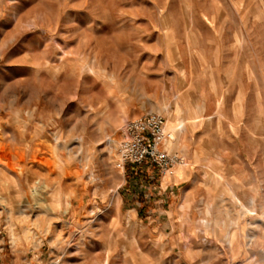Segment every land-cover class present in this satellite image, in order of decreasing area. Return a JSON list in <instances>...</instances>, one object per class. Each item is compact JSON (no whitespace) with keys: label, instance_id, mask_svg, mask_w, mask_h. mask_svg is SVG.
<instances>
[{"label":"rangeland","instance_id":"rangeland-1","mask_svg":"<svg viewBox=\"0 0 264 264\" xmlns=\"http://www.w3.org/2000/svg\"><path fill=\"white\" fill-rule=\"evenodd\" d=\"M0 264H264V0H0Z\"/></svg>","mask_w":264,"mask_h":264},{"label":"built area","instance_id":"built-area-1","mask_svg":"<svg viewBox=\"0 0 264 264\" xmlns=\"http://www.w3.org/2000/svg\"><path fill=\"white\" fill-rule=\"evenodd\" d=\"M173 141L167 120L161 114L150 112L128 119L121 128L115 166L123 172L131 169L137 174L148 168L157 171L162 178L172 177L176 175V166L184 162L178 152L169 149Z\"/></svg>","mask_w":264,"mask_h":264},{"label":"bare ground","instance_id":"bare-ground-1","mask_svg":"<svg viewBox=\"0 0 264 264\" xmlns=\"http://www.w3.org/2000/svg\"><path fill=\"white\" fill-rule=\"evenodd\" d=\"M171 119H172V115H171ZM177 122H178V128H177V130H178V132L179 133H181V132H184L185 131V125H184V122H183V120H177ZM174 139H175V137H174ZM174 142V141H173ZM31 175V174H30ZM13 213V212H12ZM8 214V213H7Z\"/></svg>","mask_w":264,"mask_h":264},{"label":"crops","instance_id":"crops-1","mask_svg":"<svg viewBox=\"0 0 264 264\" xmlns=\"http://www.w3.org/2000/svg\"><path fill=\"white\" fill-rule=\"evenodd\" d=\"M173 178L175 179V178H176V175H174ZM166 189H169V190H170V193L173 194L174 186H172V187H170V188H169V186H168Z\"/></svg>","mask_w":264,"mask_h":264}]
</instances>
